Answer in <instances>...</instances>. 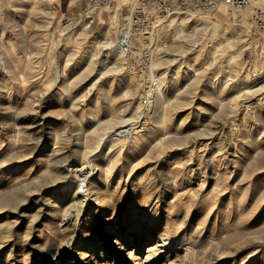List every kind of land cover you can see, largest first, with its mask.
<instances>
[{
	"label": "rangeland",
	"instance_id": "1",
	"mask_svg": "<svg viewBox=\"0 0 264 264\" xmlns=\"http://www.w3.org/2000/svg\"><path fill=\"white\" fill-rule=\"evenodd\" d=\"M26 1L0 0V264H74L64 255L94 243L107 244L95 264H138L151 247L171 260L189 247L186 264H264V42L251 9L172 18L188 25L176 38L169 20L157 83L148 60L117 52V18L76 26L66 4L48 15Z\"/></svg>",
	"mask_w": 264,
	"mask_h": 264
},
{
	"label": "built area",
	"instance_id": "2",
	"mask_svg": "<svg viewBox=\"0 0 264 264\" xmlns=\"http://www.w3.org/2000/svg\"><path fill=\"white\" fill-rule=\"evenodd\" d=\"M26 2L28 5V1ZM62 4H66L67 10L60 18H75L76 26L88 21L89 27L95 18L103 16L117 18V52L126 58L132 55L142 56V62L151 60L153 51L161 43L160 32L169 20L208 14L219 8H250L252 30L264 42V0H128L122 5L125 9L121 6L113 8V4H117L115 0H35L33 5L28 6L46 8L44 12L50 15L55 13V8L60 9ZM77 6L80 9L69 10ZM260 62L264 67V52L260 55ZM262 77L264 78V73Z\"/></svg>",
	"mask_w": 264,
	"mask_h": 264
},
{
	"label": "bare ground",
	"instance_id": "3",
	"mask_svg": "<svg viewBox=\"0 0 264 264\" xmlns=\"http://www.w3.org/2000/svg\"><path fill=\"white\" fill-rule=\"evenodd\" d=\"M28 1V5L29 6H31V5H33V3H35V0H27ZM27 9V8H26ZM31 9V8H30ZM18 10V9H17ZM20 10V9H19ZM25 10V9H24ZM32 11V10H31ZM224 12L222 11V9L221 8H219L218 10H216L213 14H214V21H213V23L214 24H216V23H220V22H223V14ZM182 18V17H181ZM198 25H199V23H198ZM188 27V25H186V21L184 20V19H181L180 21H177L176 19H171L170 20V23H169V26H168V30L170 31V33H171V35H172V37L173 38H176L177 36H179L181 33H184V31H185V29ZM196 26V25H195ZM195 28V27H194ZM90 30H92L91 28H90ZM89 30V31H90ZM188 34V33H187ZM235 36V35H234ZM172 38V39H173ZM162 43H164V42H162ZM263 48V47H262ZM264 49V48H263ZM157 51H158V49L156 48L154 51H153V56H152V58H151V60L147 63V66H148V69L151 71V81L152 82H157L158 83V81H159V77L154 73V65H156V64H154V58H155V54L157 53ZM115 56V55H114ZM121 56V55H120ZM113 57V56H112ZM116 57V56H115ZM158 59V58H157ZM149 89H148V91H147V95H148V97H150L151 95H152V93H153V91L151 90V87H148ZM125 132V130H120V131H118V133L117 134H121V133H124ZM119 137V136H118ZM87 161H88V159H86ZM87 163H89V162H87ZM85 166V165H84ZM88 166V165H87ZM41 169V168H40ZM82 169H83V167H82ZM81 169V170H82ZM93 173V172H92ZM46 174V173H45ZM48 174V173H47ZM99 174V173H98ZM37 176V175H36ZM85 176V175H84ZM89 176V177H88ZM49 177H51V176H49ZM65 177H67L66 175H65ZM93 178H94V176H92V179H91V176L90 175H87V176H85V177H83V179L81 180L82 182H83V184L82 185H80L79 186V188H78V190H77V192H75V195L74 196H77V197H80L81 199H82V201L85 203V205H84V207L91 201V199H90V192H88V190L87 189H84V190H81V188H84V187H86L87 186V184H89L90 185V183H88V181H91V180H93ZM46 179V178H45ZM50 179V178H49ZM53 179L55 180V177H53ZM100 179V178H99ZM98 181V180H97ZM33 182V181H32ZM203 184V183H202ZM202 184H198L199 185V188H203V185ZM101 190V189H100ZM101 193V192H100ZM13 194H14V192H13ZM15 195V194H14ZM105 197V196H104ZM101 203V202H100ZM82 207H83V204L81 205ZM80 207V206H79ZM89 209V207L88 208H86V209H84V211L85 210H88ZM81 209H80V212L78 213H76V215H77V219L75 220V224H74V228H75V230L77 229V231L79 230V226H83V224L86 222V220H87V218H85L83 221H82V223H79V216H80V214H81ZM84 212H83V214H82V217L84 218L85 216H84ZM82 224V225H81ZM112 226V225H111ZM134 226H135V228L138 230V227H139V225H136V224H134ZM133 227V226H132ZM135 230V229H134ZM146 233L147 232H149L148 230H146L145 231ZM110 234H113V232H110ZM114 234L116 235V232H114ZM131 234V233H130ZM242 234V233H241ZM237 236H242V235H240V234H236ZM236 235H234L233 234V236H234V239L237 237ZM69 237V242H73V241H75L76 240V242H77V244L79 245V246H82V244H81V240H78V234L77 233H71L70 235H68ZM231 237V236H230ZM243 237V236H242ZM136 238H140V236H137ZM160 238V237H159ZM233 238V237H232ZM232 238H230L231 240H232ZM239 238V237H238ZM237 238V239H238ZM241 238V237H240ZM81 239V238H80ZM85 239V238H84ZM126 239V238H125ZM119 240V238H116V241H115V243L116 244H119V243H117V241ZM228 240V239H227ZM229 242H231L230 240H228ZM233 241V240H232ZM128 242V241H127ZM164 242V241H163ZM228 242V243H229ZM97 243H94V244H92V245H89V247H91V246H94L93 248H92V250H93V253L92 254H88L89 252H91L90 250H91V248H90V250L88 249V247H87V250L86 251H84V252H82L81 253V257H78L79 255H77L76 254V250H74L73 248H71V251H73V252H71V253H67V254H65L64 255V260L66 261V260H68V259H70L71 258V256H74V264H95V263H97L96 262V260H97V258H102L103 257V253L106 251V245L105 244H98V245H96ZM122 243L120 244V249L122 248ZM129 245V244H128ZM165 246H169V243L167 244V243H165L164 244ZM220 245V244H219ZM156 246H158L157 244H156ZM222 246V245H221ZM85 247V246H84ZM214 247V246H213ZM215 247H217V246H215ZM75 248V247H74ZM218 248V247H217ZM213 249V248H212ZM98 250V251H97ZM203 250V249H202ZM161 251V250H160ZM160 251H157V249L155 248V247H151V248H149L148 249V251H147V259H145L144 261H139L138 262V264H159V262L158 261H160L161 262V260H162V264H186L187 262H185V259H186V257L188 256L189 257V252H191L190 251V248L189 247H183V249H181L180 250V252L182 253V256H178V255H176V257L174 258V260H171V259H168V258H165V257H163L162 255H161V252ZM207 251H209L208 249H207ZM210 251H211V249H210ZM209 251V252H210ZM102 252V253H101ZM199 252V251H198ZM216 252V251H215ZM118 253V252H117ZM97 254H100L99 255V257H96L95 258V256L97 255ZM191 254H193V253H191ZM200 254V253H199ZM198 254V255H199ZM128 256H132V254L131 253H129V255ZM125 258V257H124ZM130 258H132V257H130ZM189 259V258H188ZM188 259H186V260H188ZM219 259V258H218ZM136 260V259H135ZM192 261V260H191ZM154 262H156V263H154ZM158 262V263H157ZM125 263V262H124ZM190 263V262H189ZM198 263V262H197ZM196 263V264H197ZM106 264H108V263H106ZM161 264V263H160Z\"/></svg>",
	"mask_w": 264,
	"mask_h": 264
}]
</instances>
